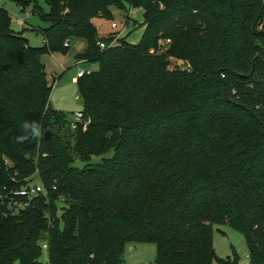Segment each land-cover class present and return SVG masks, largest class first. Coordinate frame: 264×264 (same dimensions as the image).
I'll list each match as a JSON object with an SVG mask.
<instances>
[{
    "label": "trees",
    "instance_id": "1",
    "mask_svg": "<svg viewBox=\"0 0 264 264\" xmlns=\"http://www.w3.org/2000/svg\"><path fill=\"white\" fill-rule=\"evenodd\" d=\"M15 1L48 26L32 46L0 5V264H125L127 244L144 242L156 264H240L216 253L224 224L264 264V1ZM125 2L144 9L146 32L102 49L114 37L93 20ZM68 38L99 65L77 81L86 130L50 106L42 56ZM25 121L40 138L17 142ZM34 179L46 193L16 194Z\"/></svg>",
    "mask_w": 264,
    "mask_h": 264
},
{
    "label": "rangeland",
    "instance_id": "2",
    "mask_svg": "<svg viewBox=\"0 0 264 264\" xmlns=\"http://www.w3.org/2000/svg\"><path fill=\"white\" fill-rule=\"evenodd\" d=\"M37 4L44 12L50 11V5L47 0H37ZM0 5L5 7L12 16V27L16 31L26 30V37L32 46L43 45V35L41 28L48 26L38 12H32L30 9L22 10L15 0H0ZM112 17L96 18L94 20L100 38L119 37L131 44L139 43L145 32L146 24L144 22V9L142 7H133L125 2L124 6L114 5L112 8ZM18 18L24 20V25L18 23ZM116 22L118 27H113L112 23ZM169 42L163 41V47ZM87 46V42L81 38H72L70 47L66 52L56 51L47 53L42 56L43 62L47 66L50 74V84L52 85L50 106L52 110L58 111L66 115L67 120L74 121L78 113H84V100L80 96V89L74 77L78 75L80 70L91 68L98 70L97 63L84 62L78 58V54L82 53ZM176 61L171 60V67H176ZM181 68H189L185 62H180ZM46 129V128H45ZM114 155L112 149L104 155L93 156L90 163H100L105 158ZM76 166L83 168L86 162L77 160ZM39 181L34 179L31 184L35 185ZM61 204L58 206L60 207ZM60 215V210L57 211ZM214 247L220 258H234L238 256L240 264H251L249 248L245 236L232 228L231 226L215 225L214 226ZM157 246L153 242L129 243L126 246L124 259L125 264H156ZM43 263H48L49 255L47 250H43L41 255ZM15 264H20L16 262ZM214 264H220L215 261Z\"/></svg>",
    "mask_w": 264,
    "mask_h": 264
},
{
    "label": "built area",
    "instance_id": "3",
    "mask_svg": "<svg viewBox=\"0 0 264 264\" xmlns=\"http://www.w3.org/2000/svg\"><path fill=\"white\" fill-rule=\"evenodd\" d=\"M18 23L24 24L25 22L22 18H18ZM112 26L118 27V24L116 22H113ZM117 38L118 37H114V39L109 44H107L104 41H100L99 45L102 49H105V48L110 47V46H114L117 42ZM70 42H71L70 38L66 39L65 46H69ZM188 67H190V66L188 65ZM92 73H93V70L91 68H88L85 70L82 69L78 72L77 77L80 78V77H83L85 75H90ZM78 97H80V95H78ZM89 124H90V118L88 116H86L84 113H78L75 116V120L73 121L72 126H73V128L82 127L84 130H86L87 127L89 126ZM54 188H56V187H54ZM39 193H46V188L44 187L43 184H40V183H37L35 185H29V186L24 187L23 189L16 192V194L24 195V196H32V195L39 194ZM44 247L46 248L47 245L45 244Z\"/></svg>",
    "mask_w": 264,
    "mask_h": 264
},
{
    "label": "clouds",
    "instance_id": "4",
    "mask_svg": "<svg viewBox=\"0 0 264 264\" xmlns=\"http://www.w3.org/2000/svg\"><path fill=\"white\" fill-rule=\"evenodd\" d=\"M22 127L24 135L16 137L17 142L23 143L29 138L38 139L42 135L41 126L36 121H25Z\"/></svg>",
    "mask_w": 264,
    "mask_h": 264
},
{
    "label": "crops",
    "instance_id": "5",
    "mask_svg": "<svg viewBox=\"0 0 264 264\" xmlns=\"http://www.w3.org/2000/svg\"><path fill=\"white\" fill-rule=\"evenodd\" d=\"M96 19V18H95ZM94 19V20H95ZM94 20H93V22H94ZM95 23V22H94ZM21 25H24V24H21ZM25 29V33H26V30H27V28H24ZM43 43H44V38H43ZM70 44H71V42H70ZM85 62V61H84ZM46 68H47V66H46ZM48 71V70H47ZM49 73V72H48ZM49 77H50V74H49ZM74 80L75 81H78V77L76 76V77H74Z\"/></svg>",
    "mask_w": 264,
    "mask_h": 264
},
{
    "label": "water",
    "instance_id": "6",
    "mask_svg": "<svg viewBox=\"0 0 264 264\" xmlns=\"http://www.w3.org/2000/svg\"><path fill=\"white\" fill-rule=\"evenodd\" d=\"M226 95H227V94H226ZM50 135H51V131H47V132H46V138H49Z\"/></svg>",
    "mask_w": 264,
    "mask_h": 264
}]
</instances>
